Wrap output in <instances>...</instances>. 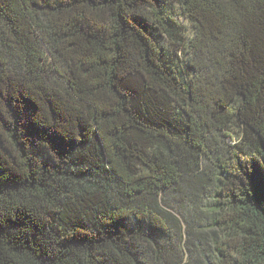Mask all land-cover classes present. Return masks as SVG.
Instances as JSON below:
<instances>
[{
	"label": "trees",
	"instance_id": "16d2710c",
	"mask_svg": "<svg viewBox=\"0 0 264 264\" xmlns=\"http://www.w3.org/2000/svg\"><path fill=\"white\" fill-rule=\"evenodd\" d=\"M0 264H264V0H0Z\"/></svg>",
	"mask_w": 264,
	"mask_h": 264
},
{
	"label": "rangeland",
	"instance_id": "374dc122",
	"mask_svg": "<svg viewBox=\"0 0 264 264\" xmlns=\"http://www.w3.org/2000/svg\"><path fill=\"white\" fill-rule=\"evenodd\" d=\"M180 17H181V16H180ZM181 20H182V22H184V23H185V25L188 27V29H190V28H191L190 24L187 22V20H186V19H184L183 17H181Z\"/></svg>",
	"mask_w": 264,
	"mask_h": 264
}]
</instances>
